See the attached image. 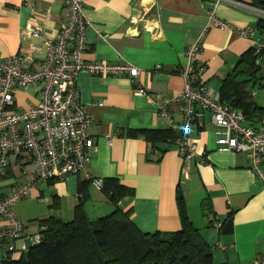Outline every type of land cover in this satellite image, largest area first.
<instances>
[{"label":"crops","instance_id":"1","mask_svg":"<svg viewBox=\"0 0 264 264\" xmlns=\"http://www.w3.org/2000/svg\"><path fill=\"white\" fill-rule=\"evenodd\" d=\"M239 1L252 5V0ZM85 2L90 25L84 59L93 63L124 60L134 65L140 69L138 79L145 95L138 93L129 76L80 73L79 98L91 117L89 133L95 141L88 167L61 181L40 182L28 198L16 205L15 213L25 229L23 240L14 243V259L27 253L22 247L40 233L42 221L55 217L70 222L82 202L91 221L112 214L116 206L91 181L116 179L133 190L119 207L131 211L132 221L143 233L182 229L177 204L180 192L192 225L211 248L214 264L263 262L264 180L255 175L245 153L221 149L217 139L222 130L212 123L210 112L190 127L189 138L197 145V152L187 168L183 167L176 143L154 145L142 135L131 136L143 129L174 130L182 136L185 116L183 104L176 99L185 88L182 72L188 64L187 49L199 41L202 51L197 59L206 65L203 80L213 98L223 103L225 79L235 71L242 55L264 41L258 28L260 19L248 11L220 5L216 17L232 28L209 27L213 0ZM67 14L65 0H33L32 8L25 0H0V63L20 56L23 69L42 72L47 56L44 39L29 35L27 26L39 25L45 38L55 40ZM144 16L150 22L149 28L139 22ZM130 27L138 28L136 36L127 34ZM247 29L253 34L240 36L238 31ZM261 75L247 89L264 115L262 70ZM247 79L238 77L237 81ZM42 90L43 83L16 90V110L36 107L42 100ZM163 110L169 117L162 114ZM261 122L247 123L259 127ZM34 168L26 153L11 157L10 166L0 174V195L12 194L28 180L24 171ZM80 183L88 185L87 200L80 192ZM3 261L0 246V264Z\"/></svg>","mask_w":264,"mask_h":264},{"label":"built area","instance_id":"2","mask_svg":"<svg viewBox=\"0 0 264 264\" xmlns=\"http://www.w3.org/2000/svg\"><path fill=\"white\" fill-rule=\"evenodd\" d=\"M213 1L209 27L232 28L228 22L216 17L215 11L220 5L248 11L264 20V10L245 2ZM25 2L33 7V0ZM65 5L67 21L55 40L45 38L39 25L27 26L29 35L44 39L47 56L42 72L23 69L20 56L9 57L0 63V174L10 166L11 157L16 155L28 154L35 165L32 171H24L28 180L23 185L6 197L0 195V246L3 247L5 261L14 260V243L23 240L24 235L25 225L15 213L16 205L28 198L40 182L61 181L85 172L88 167L95 141L89 133L91 117L79 98L80 73L129 76L138 93L145 95L138 79L140 69L134 65L124 60L93 63L84 59L88 50L86 31L90 25L85 17L86 2L65 0ZM139 22L146 28L150 27L146 16ZM137 29L130 27L127 34L136 36ZM238 33L242 37H250L253 30H240ZM99 36L103 37L100 33ZM201 51V41L188 47V64L182 72L185 88L176 99L183 104L185 116L182 136L176 140L183 167L187 168L197 152V145L189 138L190 127L203 118L205 112H210L212 123L222 130L218 132L217 139L221 149L245 153L255 175L264 180V119L259 127L248 124L242 112L213 98L212 91L203 80L206 65L197 59ZM255 55L258 66L264 72V41L257 43ZM39 83H43L41 102L25 111L16 110L14 92ZM162 114L169 117L166 110ZM91 183L102 190V180L94 179ZM28 240V244L24 243L22 247L23 253L40 243L41 234L37 233ZM256 264H264V261Z\"/></svg>","mask_w":264,"mask_h":264},{"label":"trees","instance_id":"3","mask_svg":"<svg viewBox=\"0 0 264 264\" xmlns=\"http://www.w3.org/2000/svg\"><path fill=\"white\" fill-rule=\"evenodd\" d=\"M252 5L264 10V0H252ZM258 28L264 34V20ZM247 77L246 81H237ZM255 49L242 55L235 71L225 79L222 102L240 109L247 122L258 124L264 115L255 106L247 86L260 80ZM142 135L152 144H174L179 138L174 130L143 129L131 134ZM87 184L80 183L83 199H88ZM102 191L116 210L97 221H91L83 202L75 211L74 220L65 222L51 217L41 222V241L32 246L19 260L3 264H214L213 254L199 231L192 225L184 198L177 194L182 229L172 233H143L132 221L131 211L124 212L119 203L133 190L116 179L103 181Z\"/></svg>","mask_w":264,"mask_h":264}]
</instances>
